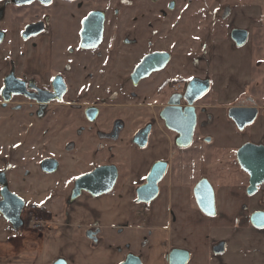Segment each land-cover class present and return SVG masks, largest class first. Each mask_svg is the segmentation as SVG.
<instances>
[{
  "label": "flooded vegetation",
  "instance_id": "flooded-vegetation-1",
  "mask_svg": "<svg viewBox=\"0 0 264 264\" xmlns=\"http://www.w3.org/2000/svg\"><path fill=\"white\" fill-rule=\"evenodd\" d=\"M109 2L0 0V52L21 55L20 59L13 57L9 60L2 77L0 105L8 108L11 114L36 119V127L31 124L26 132H30L29 135L37 132L39 169L37 175L26 170L21 174L14 171L20 161L18 145L12 143L0 157V264H31L36 258L41 264V236L51 220L52 203L63 208L82 197L112 198L133 194L137 203L148 205L156 197L147 203L140 202L138 191L147 185L152 168L159 161L167 163L166 172L158 183L159 191L170 170L168 158L152 160L154 150L166 151L164 144L169 140L180 154L182 149L195 142L198 129L204 127L210 116L209 104L201 99L213 90L215 64L221 63L212 60V68L205 76L195 72L191 74V66L194 70L205 67L200 62L204 58L189 54L212 52L219 55V39H212L211 44L207 42L218 31L220 34V30L198 33L195 35L198 44L190 45L185 43L190 35L179 23L184 12L178 14L174 28L163 29L158 25L161 19L173 16L177 0H117L119 6L112 11ZM188 5L183 9L187 10ZM132 8H135L133 15L121 28L122 16ZM216 14L214 21L225 20L231 15V7ZM235 29L248 32L247 41L242 46H238L232 37ZM228 30L234 49H241L250 41L256 42L263 58L256 67L263 66L264 30L252 33L248 27L235 24ZM161 43L165 46L161 47ZM158 53L168 55V60L155 63L148 75L134 77L143 60ZM29 55L31 58L25 61ZM159 66L162 67L157 69ZM234 80L229 79L228 83L236 85L238 82ZM242 85L246 90L238 85L239 90L246 93L248 89V93L233 94L234 99L241 102L228 106V117L234 106L257 107L247 104L249 86ZM203 86H207V90L199 95ZM192 100L196 114L193 139L189 146L179 147L176 144L179 132L167 127L161 112L173 106L183 113ZM170 101L174 104L170 105ZM259 113L258 108V116ZM202 115L206 116L203 122L200 120ZM131 130L130 137H123V133ZM47 133H53L58 141L53 148L48 144ZM145 133L147 143L141 146ZM151 137L154 145L147 150ZM76 151L80 155H73ZM232 156L239 164L237 153ZM95 160H99L98 165L77 173V164ZM102 166H110L116 171L113 179L110 172L105 174L104 187L109 184L108 179L112 181L108 192L93 196L87 189L75 190L80 177ZM35 180L40 186L46 183L47 189L41 192L46 202L42 203L43 206L41 202L31 204L30 195L34 194L31 186ZM93 185L92 182L86 183L87 188ZM74 193L79 195L72 198ZM91 230L98 229L94 227ZM31 240L36 244L28 249ZM59 259L62 257L49 264H55Z\"/></svg>",
  "mask_w": 264,
  "mask_h": 264
},
{
  "label": "crops",
  "instance_id": "crops-1",
  "mask_svg": "<svg viewBox=\"0 0 264 264\" xmlns=\"http://www.w3.org/2000/svg\"><path fill=\"white\" fill-rule=\"evenodd\" d=\"M20 56L0 52V92L9 60ZM30 58L31 55L24 60ZM251 65L241 71L243 80H236L240 86H249L247 104H255L260 109L249 128L237 129L226 111L234 99L224 98L228 90L238 95L248 92L242 93L238 85L216 81L213 89L220 97L208 111V124L212 128L208 134L201 135L211 140H204V150H198L205 158L200 174L192 176L183 172L190 169L191 162L184 157L192 146L182 149L179 155L171 142L165 141L166 151L154 150L152 160L168 158L170 170L153 201L148 205L137 203L133 194L97 197L92 204L90 198H79L71 205L67 222L65 216L59 219L57 212L51 211V220L41 236V263L49 264L62 257L67 264H121L131 254L138 256L141 264H169V253L182 249L190 254L187 264H264V228L258 229L250 222L253 212L264 210V184L249 195L250 176L232 156L246 143L264 145V103L257 99L259 91L253 87L256 68ZM221 71V67L215 68V78ZM205 117L201 116V122ZM212 146L216 151L235 153L229 159L217 160L206 154ZM177 157L178 163H175ZM177 166L181 169L179 173L175 172ZM201 178H207L215 191L213 216L201 211L195 201L194 187ZM94 227L100 230L97 241L86 235ZM220 242H224L225 248L216 253L213 249Z\"/></svg>",
  "mask_w": 264,
  "mask_h": 264
},
{
  "label": "rangeland",
  "instance_id": "rangeland-1",
  "mask_svg": "<svg viewBox=\"0 0 264 264\" xmlns=\"http://www.w3.org/2000/svg\"><path fill=\"white\" fill-rule=\"evenodd\" d=\"M117 0H110L109 2V8L112 11L116 6H119V2H116ZM228 0H220L219 3L214 2L213 0H177V8L172 14L173 16L168 15L166 19H161L160 22H158L159 28H170L173 27V23L175 22L178 14H181L180 12H184L183 16H180L179 23H182L181 26L182 29H185L188 36L187 41L185 43H188L190 45L198 44L195 38V35L198 33H206L211 30H220L217 32V34H214L211 36L210 40L207 42L208 44H211L212 39H219L217 42V45L220 46L219 55L213 54L212 52H196L193 54H189V56H195L197 57L201 56L204 59H201L202 66L205 68L203 70H194L191 66L190 72L191 74L193 72L199 73L201 76H205L206 72H210L212 68V60H217L221 64H215L217 70H219V67H221V75L217 76L215 78L214 84H216V81H225L226 83L229 81V79H242V70L243 68L249 66L251 63L253 67L256 69L254 70V84L253 87H255L259 91L258 100L262 103H264V67H256V63L259 64L263 61V58L261 56V53L258 51L256 47V42L250 41L247 45L243 46L241 49H234L232 42L230 41L228 37V33L230 29V26L235 24L237 26H243L248 27L252 31V33L256 32V30H264V23L263 16H264V0H234L232 3H228ZM187 3L189 4L187 7V10H184L183 6H186ZM230 6L231 7V15L230 17L227 16L225 20H220L221 23L219 25V19L217 21H214L216 18V13H222L223 10ZM135 8H132L130 12H126L127 14L122 16V20L120 21V27L123 28V25L127 22V18L130 15H133ZM185 14V15H184ZM206 14V15H205ZM262 16V17H261ZM217 24L219 26H217ZM177 25V23H176ZM112 27V26H111ZM219 35V37L217 36ZM216 36V37H215ZM201 38L203 36H200ZM253 45H252V43ZM163 44V45H162ZM249 45V46H248ZM252 45V46H251ZM161 47L165 46V43H161ZM211 45H209L210 47ZM177 49V48H175ZM199 55H198V54ZM217 56V57H216ZM222 61V62H221ZM258 64V65H259ZM260 66V65H259ZM213 75H216L215 73ZM234 80V81H236ZM236 85H239L238 83H235ZM130 88V86H129ZM241 89L246 90L245 86L242 85ZM228 96L225 94L224 98L230 97L231 99H234L235 96L234 93H231V91H227ZM248 92V89H247ZM232 94V95H231ZM220 93L214 92V89L209 91L204 97H202L201 101L205 104H209V107H214L213 103H217L219 101ZM243 99V98H242ZM224 100V99H223ZM239 100L234 99L229 102V104L238 103ZM152 103V102H151ZM221 103H226L225 101H221ZM211 104V105H210ZM225 105V104H223ZM8 108H4L0 105V157L3 153H5V149L7 146H9L10 143H12L14 146L18 145L17 149V155H18V168L14 169V171H17L18 173H22L24 170H26L30 174H39L38 169V138H37V132L29 135V133L26 132V129L29 128V126L32 124L36 127L37 121L35 118L31 116H23L22 114L14 115L7 110ZM210 117V116H209ZM209 117L207 119V122L209 120ZM207 122L204 123L203 128H199L197 132V137L195 139L194 145H191V149L189 150L188 154L185 155V160H190V169L189 170H183V172H188L192 176H195L197 173L198 175L201 172V164L205 162V158L199 154V149L204 150L205 148V142L209 136L201 138V135L208 134L212 128L211 124H208ZM249 128V127H248ZM133 133V130L129 132L123 133V137L127 138L130 137ZM48 137V144L53 148L55 146L57 139L55 138L53 133H47ZM121 142V141H120ZM154 145V139L153 137L150 138L149 145L146 147L147 150H150L151 147ZM210 153H206L207 155L210 154L211 157H215L218 159H225L228 156H231V153H235L232 150H220L216 151L214 147L210 148L208 150ZM73 155H80L79 151H76ZM181 155V154H179ZM233 155V154H232ZM179 157L175 159V163H178ZM229 159V158H227ZM104 160H107L106 158ZM99 160H95L92 162L83 163L81 165L77 164L75 166V169L77 173L82 172L84 169L93 168L99 163H97ZM189 162V163H190ZM16 163V162H15ZM1 166V165H0ZM181 169L177 166L175 172L179 173ZM46 183H41V186L39 185L38 181L35 180L34 185L31 186V190L34 194L30 195L31 204H40L46 203L44 198L43 190H46ZM42 192V193H41ZM86 196V195H84ZM87 198V197H82ZM89 200H92L90 203H96L93 198H90ZM88 201H81V203L85 204V202ZM50 210L53 212H57V216L59 219L64 218L67 222L69 220V213L71 212L70 207L71 205H65L63 208L58 207L57 204H50ZM264 207V204H263ZM54 208V209H53ZM49 210V211H50ZM48 211V212H49ZM50 211V213H51ZM50 215V214H49ZM50 217V216H49ZM67 224V223H66ZM65 230V228H64ZM63 230V231H64ZM63 231L61 233L63 234ZM42 238V237H41ZM36 242L30 241L28 243L29 247L28 249H32V246H34ZM42 247H41V254H42ZM264 255V254H263ZM38 260V261H37ZM263 263H264V257H262ZM31 262H33L31 260ZM31 264H39V259L36 258L34 260V263ZM42 264V263H41Z\"/></svg>",
  "mask_w": 264,
  "mask_h": 264
},
{
  "label": "water",
  "instance_id": "water-1",
  "mask_svg": "<svg viewBox=\"0 0 264 264\" xmlns=\"http://www.w3.org/2000/svg\"><path fill=\"white\" fill-rule=\"evenodd\" d=\"M232 37L235 39L238 46H242L246 43L248 38V32L245 29H235L232 32ZM168 60V55L166 54H152L149 55L141 65L136 69L134 77H144L148 75L155 63H160ZM159 66L157 69H160ZM207 90V86H203V89L199 95H202ZM192 102L190 106L185 109L182 113L176 109V107L168 106L161 112V117L165 120L168 128L179 132V137L177 138L176 144L179 147H187L191 144L193 139V132L196 124V114L192 107ZM174 102L170 101V105ZM258 116V108L254 106H234L229 110V117L233 119L238 129L242 130L247 125L252 124ZM179 121V122H177ZM183 121V123H181ZM144 142L141 146H145L147 143V133L144 134ZM238 163L245 172L250 176L249 187L247 192L249 195L257 192L258 187L264 183V145H257L253 143L244 144L239 148L237 152ZM167 169V163L164 161L157 162L151 170V174L147 180V185H144L138 191V201L140 202H150L158 194V183L163 178ZM106 172H110L111 179L116 176V171L110 166H102L96 168L93 172L80 177L76 181L75 190L80 191L83 188L87 189L93 196H99L110 190V179L106 187H104V178ZM92 182L95 185L87 188L86 183ZM80 193V192H79ZM79 193H74L72 198H76ZM194 196L198 207L205 214L213 216L216 214V201H215V191L207 178L201 179L194 188ZM251 224L258 228H264V211H255L250 217ZM99 230H89L87 232V237L93 241H97V234ZM225 248L224 242L217 244L213 251L216 253L223 252ZM189 252L182 249H174L168 255L169 264H187L189 260ZM55 264H67L64 259H59ZM121 264H141V259L138 256L129 254L125 261Z\"/></svg>",
  "mask_w": 264,
  "mask_h": 264
},
{
  "label": "built area",
  "instance_id": "built-area-1",
  "mask_svg": "<svg viewBox=\"0 0 264 264\" xmlns=\"http://www.w3.org/2000/svg\"><path fill=\"white\" fill-rule=\"evenodd\" d=\"M33 208H35V206H32Z\"/></svg>",
  "mask_w": 264,
  "mask_h": 264
}]
</instances>
